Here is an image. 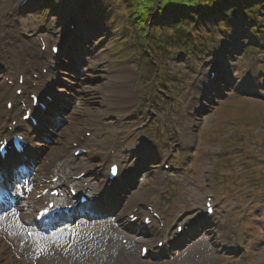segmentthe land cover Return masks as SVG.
I'll return each instance as SVG.
<instances>
[{
    "label": "rangeland",
    "instance_id": "obj_1",
    "mask_svg": "<svg viewBox=\"0 0 264 264\" xmlns=\"http://www.w3.org/2000/svg\"><path fill=\"white\" fill-rule=\"evenodd\" d=\"M19 1L20 0H0V37L4 36L2 30L7 29V33L12 32L15 37L16 40L14 42L20 44L18 46L21 47L22 44H27L32 50L40 53L38 36L46 40L47 45L58 43L65 36V32L60 31L65 23L59 19L65 18L66 20L67 17H69V6L66 7V4H63V6H65V11L62 12L61 10L59 15L56 16L52 14L50 10L36 11L35 5L27 6L25 10L20 11L17 9ZM64 1L65 0H62V2ZM110 1L111 0H105V2L99 4V16L90 18L83 15L84 18L80 23V28L78 27L68 49L65 50L66 53L64 55L62 53L61 57L57 59V68L59 67L64 73V76H61L57 70L54 71L55 78H57L58 81L55 82V87L53 88L55 92L51 96L54 103L53 106L58 110L52 112L50 116L51 120L48 121L49 124L53 125V128L47 126V130H44L43 135L45 139L39 140L40 154L38 158H42L44 154L46 155L48 152H51L53 148L57 146H63L61 140L65 137L64 134L68 129L73 126L80 127L86 120L92 123L91 121L98 115L96 108L103 114L106 108L103 103L107 100V97L113 96L109 94L110 90H108V88H112V85L126 81V89L132 90L133 86L137 84H141L144 88L146 84H151L154 79V69L152 67H146L145 62L147 61L143 59L145 55L143 53L144 51L138 50L139 48L135 47L138 53L134 51L135 53L133 54L131 49L135 50L133 48V41H136L135 36L131 30H120L123 27L124 16H122V14H117L113 10ZM122 2L123 1L120 0L119 11H122ZM112 19H115V21L111 23ZM19 20L20 22H18ZM240 20L243 19L241 18ZM248 23L251 24V22ZM129 24L130 22H127L126 26ZM20 26L23 27L22 29L27 34L31 35L30 40L26 41L21 37L19 34ZM237 28L239 29L234 31V38L232 41L226 43L227 46L223 44V46L220 47L222 57L226 58V62L221 65L220 74L215 82L214 89L218 94L215 92L206 98L210 101V105L204 107V111L198 113L194 119L189 120L187 125L190 127L193 125V128H188L186 131H188V139L193 140L195 131L199 129L197 131L199 142L208 144V150L205 151V153H209L213 150V155L220 158H223L220 155L234 153L232 155L234 160H237V158L243 155L246 161L243 163L244 165L250 167L259 166L262 168L258 169L256 172V176L262 179L264 178V99L254 96L250 97V85H252L255 90L259 88L263 90L264 76L262 78V84H260L257 80V76L251 72L249 75L243 76L236 74L237 65L244 64V60H241L240 54L241 50L247 45L244 41V35L247 30L244 28V25L241 24L237 25ZM55 32L58 33L55 34ZM202 33H204V31H202ZM216 33L218 35L221 34V32ZM213 40L214 39H212V41ZM227 40L229 41L230 38ZM205 41H209V39H205ZM117 42H122L126 50L123 49L121 53L113 52L112 46ZM213 42L215 45L218 44L216 42L221 43L219 40ZM165 45L166 48H162V45H159V51L162 53L161 59L163 61L165 60L167 65L169 63L170 69L173 68L175 72L178 73L180 79L185 78L188 80L189 77L191 79L192 73L186 69V66L190 64L193 66L192 60L184 61L183 59V64H180L182 60L179 58V52L172 47V44L168 45L167 43ZM234 46H237L239 51L236 52ZM48 47L49 46H47V49ZM209 49L211 48L209 47ZM0 54H4L2 45L0 46ZM129 54L132 55L129 59L121 57ZM194 56H199V52H196ZM120 59L124 61H120ZM193 60L197 61L198 58L195 57ZM116 61H120V63ZM114 63H116L114 71L120 70L121 72L117 74L111 73ZM141 67L144 71L141 70ZM255 69L264 73V60L258 61ZM120 76H123L125 79L122 77L120 78ZM254 76L256 77V81ZM59 78L61 80H59ZM226 83L230 84L227 85ZM240 84L242 85L240 86ZM157 87L159 88L160 85H157ZM175 87L173 90H167L173 92L172 95L174 96L177 95L175 94ZM104 88L106 89L105 92H103ZM236 91L239 92V94H245L246 97L235 95L221 97L227 94H235ZM181 99L183 100L184 98L179 96V101ZM204 103L206 102L204 101ZM59 112H61L62 115L60 114L61 120L58 122L54 114ZM207 114H209L208 119L205 125H203L202 118ZM83 120L85 121L83 122ZM173 121L175 120L173 119ZM99 127L107 134L106 138L112 141L118 139L129 140L133 135L131 126L126 125L123 127L121 124H116V121H105L104 116L98 122L97 128ZM158 132L159 128L155 127V133ZM234 137L237 138L235 142L231 141ZM88 140L89 141L85 145L87 149L101 155L105 154L108 148L107 143L99 144L94 134ZM213 142L215 143L214 147ZM66 148L67 147L64 148L65 154L70 158V152L67 151ZM169 155L170 153H163L164 157H168ZM117 156L119 161L123 163L127 162L126 158L122 157L120 154ZM180 158L181 155L179 153L172 157L169 161L171 169H176L178 167ZM71 161L73 162V168L68 171L66 175L67 178L77 174L79 172L78 168L86 165L90 166L88 158L72 159ZM200 176L201 174H199V177ZM233 184L234 180L228 182V186ZM145 185H147V182ZM141 186L143 185H138L137 188ZM221 191V189H214L213 194L219 196ZM181 192L183 193V191ZM160 193L159 196L161 198L158 196L159 199H164V197L168 195L166 189L160 190ZM128 197L129 196L124 199L121 208L125 207L130 201V197ZM152 197L156 198L155 195H152ZM181 197L182 196L178 199L172 198L168 205H163L161 208L160 211L163 213L167 225L173 222L176 215L182 216L180 212L187 209L183 205ZM145 200L146 199H144V201ZM258 214L260 215V210L256 208L252 209L251 219H255ZM257 220H260V218ZM126 221V216H124L122 218V223L125 224ZM241 223L242 227L240 230L243 232L254 229L252 223L248 227H244L242 221ZM205 232V235L199 234L192 240L190 239L189 242H184L182 246L173 251L171 257L169 253H165V256L162 255L165 258H159L156 262L139 260L138 246L131 243L124 250L123 256L120 258H112L110 263L209 264L208 260L213 256H217L216 252L219 251V244L216 242V239L207 233V231ZM262 235L263 232L261 234L254 233L253 236H251V240L247 246L248 257L245 258L244 263H239V256L225 258L222 254H219L221 257V264H264V239H262ZM227 236L229 237L231 235L227 234ZM132 240L135 241L134 239ZM242 241H245L244 237H242ZM118 242L119 241L116 239L112 240V243L117 247L119 246ZM14 252L16 257H23L21 254H18L21 252L18 246H14ZM167 258L171 259L167 260ZM33 259L39 264H54L55 260L51 255L45 252H43L41 256L37 255Z\"/></svg>",
    "mask_w": 264,
    "mask_h": 264
},
{
    "label": "bare ground",
    "instance_id": "obj_2",
    "mask_svg": "<svg viewBox=\"0 0 264 264\" xmlns=\"http://www.w3.org/2000/svg\"><path fill=\"white\" fill-rule=\"evenodd\" d=\"M7 32V30H2V33H4V35L6 36L5 40H7L6 43H4V49L12 51L11 45L13 43L14 36L12 32ZM23 49V56L16 54L18 55L17 60H20V66L18 65V69L10 68L14 74L23 73L26 71V68L21 65V61H28L33 68H38V66L44 64L45 60L49 58V56H44L36 53L31 48H28V45L24 46ZM0 62H3L7 67L12 66V60H9V58L4 54H0ZM58 73L61 76H64V73L61 70H59ZM54 76L55 74L52 76V79ZM121 77L125 79L123 76H120V78ZM54 79L56 78L54 77ZM59 80L61 79L59 78ZM36 84H38V82H36ZM123 87L124 86L122 83H116L115 85H112V88H108V90H110L109 94H112L113 96H110V98L103 104L105 106L113 105L117 107L124 104L129 90H126L125 87ZM105 91L106 89L104 88L103 92ZM49 92H51V89L49 90ZM7 99H13V95L8 88L0 86V130L4 129V117L6 115H9V113L4 110L5 103L2 107L3 100L6 101ZM96 110V112H98V116L94 117L93 120L97 121L101 116L106 115V112L104 114H101L99 109L96 108ZM46 115H48V112L46 113ZM47 120L50 121V117H48ZM84 121L85 120H83V122ZM84 125L88 126V120L85 121ZM82 130V126H73L72 128L68 129L64 134L65 137L63 138V140H61L63 146H57L53 148L51 152H48L46 155L44 154V156L40 159H38V157H35V145H32L31 153L33 152L32 156L34 158L32 157L28 162L31 163V166L26 172L25 177L30 178L32 193L29 196L24 197L21 202H17L14 205L9 206L8 210L11 208L10 210L12 212L0 214V264H38L31 260L16 259L14 255L15 252L12 249V246H10V244L1 236V232L6 234L11 240L16 242L18 246L21 247V250H23L25 255H27L28 253H31L30 255H32L36 251L49 252L55 259L54 264H83L88 260L102 261L104 263L105 259L99 257V255L98 257L96 256L98 254L97 250L100 249L104 251L106 249L112 248L113 252L108 257L109 259L113 256L115 258L122 256L124 251L122 249H117L112 244L111 240H107L106 242L103 241L102 235L104 234L103 230H105V228L114 229V237L124 234H127L128 237H136L137 234L140 233V231L138 230V228L140 227L134 228L133 226L129 225V223L122 224V218L123 216H125V214H127L126 216L128 217L131 214L130 211L139 205V202H141L140 200H142L143 198L141 193L139 195H136L137 201H135L131 205L127 204V206L120 208L119 211L112 216L100 213L98 212V209H96L95 215L97 214L99 216L96 215L94 219L92 218V216L85 217L84 215H80V217L84 220L71 224L66 231L52 230V232H50L48 235L40 234L39 232H37L36 237L33 239V241H27V244L23 242L22 230L26 228L25 223L27 226H29V221L31 220L29 216L40 205V202L34 201L33 198V194L39 192V188L43 187L40 183V180L43 177H45L44 180H46L48 176H54L60 178L59 182L62 185L66 184L65 173L73 168V162L69 158L63 157L65 155L64 147L69 146V144L72 142H76L77 138L81 136ZM34 138L35 137L30 138V143ZM13 165L16 164H12L10 165V167L8 166L6 168V176H9L10 173V176L13 178L14 183H17L16 185H18V183H20V179H22V176L20 175L21 172L18 170V167H15ZM138 192L139 190H137L135 194H138ZM8 193L9 190L5 189L4 194L8 195ZM131 206L134 207L130 208ZM13 208L17 210H15L14 212ZM91 220H93L94 223H92ZM88 221H91V223H89ZM114 227L118 230L115 231ZM109 229L107 230L110 231ZM144 233L146 235H149L148 238L150 239H154L156 237V235H152L155 234V231H152L151 229L145 230ZM212 234H214L215 237H219V241L222 242L224 236H219L221 235V230H219L218 232L214 231L212 232ZM114 252L115 254H113Z\"/></svg>",
    "mask_w": 264,
    "mask_h": 264
},
{
    "label": "trees",
    "instance_id": "obj_3",
    "mask_svg": "<svg viewBox=\"0 0 264 264\" xmlns=\"http://www.w3.org/2000/svg\"><path fill=\"white\" fill-rule=\"evenodd\" d=\"M211 1H218V7H224V4L228 3L232 0H160L161 6V14L166 10H175V11H189L195 8L204 7L205 9H209V2ZM134 3V12L139 13V16L145 15V10L148 5L150 8L149 10H156V0H132ZM163 4V5H162ZM211 15V14H209Z\"/></svg>",
    "mask_w": 264,
    "mask_h": 264
},
{
    "label": "snow or ice",
    "instance_id": "obj_4",
    "mask_svg": "<svg viewBox=\"0 0 264 264\" xmlns=\"http://www.w3.org/2000/svg\"><path fill=\"white\" fill-rule=\"evenodd\" d=\"M3 154H4V146L3 144H0V155H3ZM111 171L113 175L117 174V168L115 166L112 167ZM48 207H52V205H48ZM45 211H47V209H45ZM146 223H149V222L146 221Z\"/></svg>",
    "mask_w": 264,
    "mask_h": 264
}]
</instances>
